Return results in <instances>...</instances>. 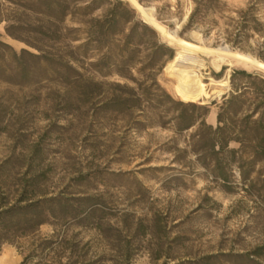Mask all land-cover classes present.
I'll return each instance as SVG.
<instances>
[{"label": "rangeland", "instance_id": "rangeland-1", "mask_svg": "<svg viewBox=\"0 0 264 264\" xmlns=\"http://www.w3.org/2000/svg\"><path fill=\"white\" fill-rule=\"evenodd\" d=\"M120 1L173 51L155 64L156 95L207 108L206 125H217L233 71L264 77L236 62L213 66L224 48L264 65V0ZM47 20L33 0H0V191L11 206L30 181L20 206L45 201L39 214L19 220L26 236L1 246L0 264H264V177L244 184L235 166L226 189L201 165L203 129L175 130L180 111L199 120L202 110L135 106L139 89L150 85L144 77L131 70L134 83L96 70L103 52L82 56V41L51 35ZM63 26L78 27L70 19ZM144 41L145 59L151 48ZM187 44L199 48L187 53ZM180 53L196 60L186 66L208 98L174 95L177 72L166 66ZM33 221L44 224L33 230Z\"/></svg>", "mask_w": 264, "mask_h": 264}, {"label": "trees", "instance_id": "trees-1", "mask_svg": "<svg viewBox=\"0 0 264 264\" xmlns=\"http://www.w3.org/2000/svg\"><path fill=\"white\" fill-rule=\"evenodd\" d=\"M33 3L41 14L47 17L49 26L46 27V31L51 35L63 37L70 43L82 41L76 48L82 52V56H86L93 48L103 52L96 63L92 64L96 70L101 72V70L112 69L117 75L135 83L130 73L135 69L139 76L150 83L148 87L139 89V99L132 101L137 104L135 106L141 107L143 103H146L151 108H161L165 104H170L177 110L191 109L194 113L196 110H202L199 120L194 114L185 116V112L180 111L174 118L175 130L180 132L196 125L203 129V136L199 140L202 145L198 152L205 154L201 165L226 189H229L228 174L235 166L244 184L248 183L251 186L253 182L250 178L254 174L257 177H264V77L245 71H233L230 77L232 90L229 95L222 98L216 116L217 125L208 126L203 120L208 112L207 108L174 101L162 91L156 95V91L160 89L155 79V64L158 61L171 60L173 51L164 44L154 42L155 32L137 21L135 12L126 7L125 3L120 0H33ZM104 5L106 6L104 12L99 17H92L94 12ZM247 16L243 19L242 33L248 25ZM67 19L78 27L65 28L63 24ZM44 28L41 27L39 33L48 36L43 33ZM253 30L259 33L257 29L253 28ZM78 36H84V38L80 39ZM144 37L143 44L151 48L145 59L140 57L141 49L138 43ZM238 43H240L239 40ZM38 51L42 52L40 49ZM51 56V53H47L41 58L47 60ZM67 58L75 61L73 51H69ZM230 143H236L238 148H229ZM258 165H262V168L255 171ZM21 187L22 192L11 206L8 205L6 196L0 191V248L3 244L12 243L13 238L26 236L23 225L26 221L19 220L22 217L26 218L30 213L39 214L41 203L45 202L37 200L26 206H20L29 198L30 181H22ZM42 224L44 223L41 221H33L31 228L34 230ZM30 258L29 254L25 260Z\"/></svg>", "mask_w": 264, "mask_h": 264}, {"label": "bare ground", "instance_id": "bare-ground-1", "mask_svg": "<svg viewBox=\"0 0 264 264\" xmlns=\"http://www.w3.org/2000/svg\"><path fill=\"white\" fill-rule=\"evenodd\" d=\"M143 12H145V11H143ZM162 35L166 39L168 38V39L174 40L173 35L169 34L168 32H163ZM177 40H178L177 41L178 44H180V40L179 39H177ZM174 42H176V41H174ZM171 43L172 42H170V44ZM176 46H178V45H176ZM185 47H186L185 52H187V53L195 52V50H197L199 48V47L192 45V44H187ZM214 53L217 55L216 56L217 61L213 62V66L215 68H218L219 62L221 64L223 63V65H225L224 62H227L228 65L230 63L233 64V62H236L239 64H243L247 67H252V68H256L257 70L264 71V65L259 64L258 62L254 61L252 58H250L249 56L232 55L225 48L224 49H217ZM195 63H196V60L191 58L189 55L184 54V53H180L179 55L175 56L174 59L170 63H168V65L166 66L167 71H174V72L176 71L177 72L176 84L175 85L173 84L174 86L172 88L174 95L177 98L188 101V102L194 101L197 91H199L204 98L209 97L208 93L205 91V89L203 87L201 80L195 78L191 74V71H193L194 69L191 68L190 66L189 67L186 66V65H194ZM173 80H175V79H173ZM221 94H222L221 90H218L216 92L217 96H219Z\"/></svg>", "mask_w": 264, "mask_h": 264}]
</instances>
